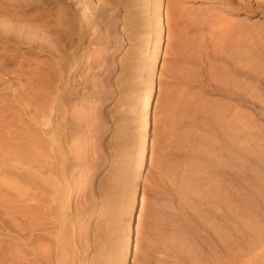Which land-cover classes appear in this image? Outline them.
I'll return each mask as SVG.
<instances>
[{
    "label": "rangeland",
    "instance_id": "rangeland-1",
    "mask_svg": "<svg viewBox=\"0 0 264 264\" xmlns=\"http://www.w3.org/2000/svg\"><path fill=\"white\" fill-rule=\"evenodd\" d=\"M85 1L70 37L67 0H0V99L21 109L49 59L75 101L58 192L23 149L0 155L4 188L68 191L43 264H264V0Z\"/></svg>",
    "mask_w": 264,
    "mask_h": 264
},
{
    "label": "bare ground",
    "instance_id": "bare-ground-1",
    "mask_svg": "<svg viewBox=\"0 0 264 264\" xmlns=\"http://www.w3.org/2000/svg\"><path fill=\"white\" fill-rule=\"evenodd\" d=\"M72 7L73 9H71ZM65 8H68L72 13V23L71 21L68 22L69 17H66L64 10L57 13L56 26L59 25L61 30L67 32L70 37L73 35L77 37L88 25L91 14L87 12H89L91 5L85 0H67L66 6H63V9ZM159 40L160 37L156 39L157 43ZM37 62L43 64V67L39 65L40 70L44 68L41 71L43 83L37 82L39 87L35 84V79L32 80L29 76L31 74L28 75L31 89L27 87V90L26 85H24V89H21L22 92H18L15 96L16 99L12 97L15 101L22 98L21 109L7 107L6 99H0L2 102L4 101L0 106V155L5 156L13 152L21 153L23 149L43 168L46 180L49 176L52 177L55 193V189L58 192V176L66 171L63 144L67 142L66 139L70 134L67 124L70 117L75 114L72 105L75 104V101L72 102L69 100L70 98L66 99L65 97V89L68 85V88L71 86L70 81L65 77V68L61 62H52L49 59H42ZM80 63L74 61V68L77 69ZM36 67L38 69V66ZM34 69L36 68L29 71L35 74L34 71L37 69ZM1 82L4 81L0 78ZM41 114L40 119L38 115ZM147 126L148 121L146 119L143 141L139 149L142 158L148 144ZM3 186L5 185L0 178V210L2 212L0 223L6 225L4 219H7L9 221L8 230H13L16 233V238L12 241L8 252L0 248V252L3 251L0 256V264H43L54 245L59 226L69 222L63 201L68 191L64 187V196L60 199L56 197L57 194H55L56 196L49 194L48 183H45L43 189L33 182H20L5 188ZM25 230H28L26 236L23 235ZM35 239L38 242H35Z\"/></svg>",
    "mask_w": 264,
    "mask_h": 264
},
{
    "label": "water",
    "instance_id": "water-1",
    "mask_svg": "<svg viewBox=\"0 0 264 264\" xmlns=\"http://www.w3.org/2000/svg\"><path fill=\"white\" fill-rule=\"evenodd\" d=\"M134 225H135V215H134L133 222H132V229H134ZM133 247H134V235L132 234L131 241H130V253L132 252Z\"/></svg>",
    "mask_w": 264,
    "mask_h": 264
}]
</instances>
